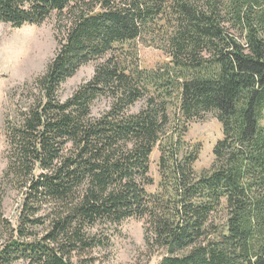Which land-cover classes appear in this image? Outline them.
<instances>
[{"label":"trees","instance_id":"obj_1","mask_svg":"<svg viewBox=\"0 0 264 264\" xmlns=\"http://www.w3.org/2000/svg\"><path fill=\"white\" fill-rule=\"evenodd\" d=\"M52 16L54 57L5 121L2 187L19 200L13 222L0 211V264H96L99 227L127 219L144 221L158 264H264V0H0L15 29ZM138 44L167 56L163 71L137 66ZM209 114L222 135L197 174L183 137Z\"/></svg>","mask_w":264,"mask_h":264},{"label":"rangeland","instance_id":"obj_2","mask_svg":"<svg viewBox=\"0 0 264 264\" xmlns=\"http://www.w3.org/2000/svg\"><path fill=\"white\" fill-rule=\"evenodd\" d=\"M57 17L52 16L42 24L24 25L19 29L0 22V196L2 195L1 213L10 222L14 221L19 196L9 187L3 185V171L7 166V145L5 138V121L12 119L13 113L24 109L30 102L28 97L32 84L37 77L44 74L47 63L54 57L57 42L54 38ZM137 48V66L147 71H163L168 60L167 56L155 47L142 44ZM95 63L81 67L75 75L70 77L58 92V99L65 101L76 88L86 83L93 74ZM31 88V89H30ZM33 92V91H32ZM169 111L170 119L176 121L178 112H175L174 102ZM143 101L130 109L138 112ZM108 108L105 99L94 101L91 107V116L96 118ZM176 116H175V115ZM213 114L207 115L204 120L188 124L184 141L188 147H198V158L193 165L194 171L199 174L210 168L213 162V147L221 139V125L217 123ZM158 148L150 156L149 173L156 185L158 181L157 166ZM152 190V189H150ZM144 221L141 219H127L112 227H99V232L107 231L110 236L108 244L94 250L96 264H158L162 252L146 247L144 242ZM23 264V263H19Z\"/></svg>","mask_w":264,"mask_h":264}]
</instances>
